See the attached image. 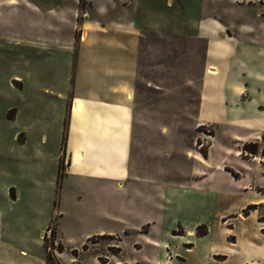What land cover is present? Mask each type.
Wrapping results in <instances>:
<instances>
[{"label": "rangeland", "instance_id": "rangeland-1", "mask_svg": "<svg viewBox=\"0 0 264 264\" xmlns=\"http://www.w3.org/2000/svg\"><path fill=\"white\" fill-rule=\"evenodd\" d=\"M117 23L137 40L125 95L132 209L109 201L124 180L102 186L99 203L94 181L68 178L85 159L70 153L81 127L114 126ZM263 74L264 0H0V264H98L128 226L118 220L121 233L83 248L82 232L129 211L144 217L139 239L167 235L174 264H264V118L253 117L264 112ZM76 80L99 84L106 105L74 101ZM132 242L127 256L141 247Z\"/></svg>", "mask_w": 264, "mask_h": 264}, {"label": "crops", "instance_id": "crops-1", "mask_svg": "<svg viewBox=\"0 0 264 264\" xmlns=\"http://www.w3.org/2000/svg\"><path fill=\"white\" fill-rule=\"evenodd\" d=\"M123 25L122 23L113 24L115 27H120V32L110 34L112 36V39L114 42L112 44H115V50L114 54L116 55V65H118V71L116 72L118 75H122V82L117 83L116 86H114V89L112 88V99L114 101L110 102V105H106L105 100L103 101L101 99V93L100 91L101 86L99 85H90L89 87L85 86L82 87L77 82L74 83V91L76 92L74 96V101L79 100L82 104V106H88V105H94V107L99 106L100 103L105 102L103 105L115 107L116 108V114L112 115L111 121L114 125L112 128H108L107 130H104V133H98L93 132L91 134H88L85 131L84 127H81L82 129L80 132H78L77 136L75 135V141L70 142V153L73 156V151L75 149L78 150L79 153L82 154V163H77L76 166L78 167L77 171H70L69 179L72 180L75 179L78 183L79 177H86L87 179H90L88 181L89 186L91 182L94 185L96 184V199H98L99 203L102 201H106V196L104 192L101 190L102 186L106 185L108 181L111 180H124V183L126 184V193H124V190L120 191L121 186L116 188V194L114 196H111L109 201L112 202V204H115L117 206V203L130 201L131 206L129 208L132 209L133 204L138 202V197L136 194V190L134 183L129 182L126 179L127 172H128V165H127V157L129 156V152L131 149L130 140L132 139L131 136V115L128 114V98H125V95L127 97L128 93L131 92L129 86L131 84V81L133 80L134 74H135V66H136V36L135 32L136 29L133 27V25ZM110 30L111 28L106 25H100V30L106 31ZM119 31V30H115ZM110 36V37H111ZM95 62V60H94ZM97 65V62L94 63ZM102 65V62H101ZM79 66V64H78ZM112 73H114L112 71ZM121 77V76H120ZM264 78V74H263ZM92 91L91 96L87 94H81L82 91ZM124 91H128L126 94ZM98 92V93H95ZM91 97H93L91 99ZM260 103L264 102H258L256 106H259ZM254 111V110H253ZM253 117L254 121H259L262 118H264V112L261 113L259 110L255 111ZM93 118V117H92ZM109 118V117H108ZM243 117H241L242 119ZM250 119V118H248ZM250 121V120H246ZM117 125V126H115ZM88 127V126H87ZM116 127V128H115ZM84 129V130H83ZM85 131V132H84ZM264 135V132H263ZM257 139V137H256ZM71 140V136H70ZM71 156V157H72ZM92 157V162L88 161V158ZM107 157H109V160H107ZM72 159V158H71ZM72 161V160H71ZM73 164V162H72ZM75 165V164H73ZM72 165V166H73ZM81 173H84L86 175H83ZM74 180V181H75ZM118 180V181H119ZM117 182V181H116ZM249 185L251 183H248ZM129 196V198H128ZM142 199V197H141ZM142 201V200H141ZM100 219L102 218L100 210L97 211ZM117 214V213H116ZM114 215L113 218L114 221H110V226L108 229H102L100 225H98L95 229L91 231H84L82 232V238H80V241L78 243V247L83 248L85 246L84 242L90 240V236L97 235L101 237L102 235H116L121 233L117 230L118 220L123 221L124 225L131 227V228H125L124 229V236L125 238H122L119 242V248L121 250L116 254L112 255L113 257L109 258V256H105L103 260L101 258H97L96 256L93 257V262H98V264H149L148 257L143 254V250L150 249L154 250V262L155 264H174L171 259V251L170 247L167 242V235L163 233V231L158 228L156 231L158 232H150L151 230L146 231L145 233H142V238H138L140 236L139 231L141 227V221H143L144 217L143 215H139L137 213H134L133 211L126 212L124 216L118 217L117 215ZM147 222L144 220V223ZM140 223V225L138 224ZM44 229V228H42ZM42 229L40 232H42ZM126 231V232H125ZM39 232V233H40ZM150 234H157L158 237H151ZM188 234L191 235L192 232L188 231ZM169 237H175L171 233L168 234ZM134 242L132 243H140V248H138L139 252L138 255L131 254L130 256H127L124 253V247L123 245L126 244L130 239ZM133 246V245H132ZM138 246V245H135ZM191 248V247H190ZM186 250L189 249V247L185 248ZM145 250V251H146ZM148 250V251H150ZM177 254V253H175ZM103 263H100V262ZM44 264V263H43ZM81 264H85L83 261H81Z\"/></svg>", "mask_w": 264, "mask_h": 264}, {"label": "trees", "instance_id": "trees-1", "mask_svg": "<svg viewBox=\"0 0 264 264\" xmlns=\"http://www.w3.org/2000/svg\"><path fill=\"white\" fill-rule=\"evenodd\" d=\"M244 151H246V152H248L249 154H252V155L256 154L255 149L251 150V149L244 148ZM261 155L264 157V147L262 149ZM199 236H201V235H199ZM45 264H48L47 261L45 262Z\"/></svg>", "mask_w": 264, "mask_h": 264}]
</instances>
